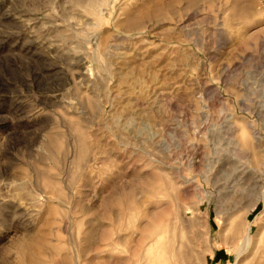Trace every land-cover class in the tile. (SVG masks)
I'll list each match as a JSON object with an SVG mask.
<instances>
[{"label": "rangeland", "instance_id": "1", "mask_svg": "<svg viewBox=\"0 0 264 264\" xmlns=\"http://www.w3.org/2000/svg\"><path fill=\"white\" fill-rule=\"evenodd\" d=\"M0 174V264H264V0H0Z\"/></svg>", "mask_w": 264, "mask_h": 264}, {"label": "bare ground", "instance_id": "2", "mask_svg": "<svg viewBox=\"0 0 264 264\" xmlns=\"http://www.w3.org/2000/svg\"><path fill=\"white\" fill-rule=\"evenodd\" d=\"M131 118H129L130 120ZM127 121V119H126ZM80 142V141H79ZM52 143V142H51ZM183 178V177H182ZM190 179H188L189 181ZM2 174H0V224H4L8 221H12L18 217L19 215L17 214L18 212V209H17V205H15L10 199L8 196H5L4 193L2 192ZM239 229H236V232L239 233L238 231ZM247 233H248V229H247ZM157 236V234H155ZM155 241L157 240L156 238L154 239ZM153 240V241H154ZM244 241L246 242V244L249 243V238L248 236L246 235L244 237ZM154 243V242H153ZM167 246H166V249L168 247V244L169 246H171V242L168 241L167 243ZM244 244V243H243ZM173 246V245H172ZM181 248H183V244H180V245H177V247H171L170 248V252L172 253V257H175L177 254L176 252L178 253V255L180 256L181 255ZM34 250V248L32 246H29V249H28V257H30L32 255V251ZM166 253V252H165ZM27 258V257H26ZM29 261H32V260H29Z\"/></svg>", "mask_w": 264, "mask_h": 264}]
</instances>
